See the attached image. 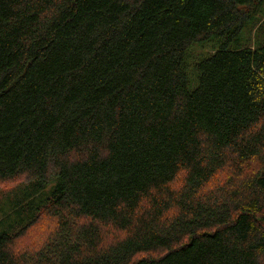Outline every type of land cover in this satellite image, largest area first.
Here are the masks:
<instances>
[{
	"label": "trees",
	"instance_id": "16d2710c",
	"mask_svg": "<svg viewBox=\"0 0 264 264\" xmlns=\"http://www.w3.org/2000/svg\"><path fill=\"white\" fill-rule=\"evenodd\" d=\"M258 1L0 0V264H264Z\"/></svg>",
	"mask_w": 264,
	"mask_h": 264
},
{
	"label": "rangeland",
	"instance_id": "374dc122",
	"mask_svg": "<svg viewBox=\"0 0 264 264\" xmlns=\"http://www.w3.org/2000/svg\"><path fill=\"white\" fill-rule=\"evenodd\" d=\"M254 4L259 5V1L255 0ZM264 9V3L260 5V8ZM261 13V12H260ZM258 164L250 163L247 166H244L243 173L241 175H236L235 179H244L245 176H248L251 170L255 169ZM239 172V171H238ZM232 173V170H226L224 172H218V174L213 178L212 183L209 185L215 186L216 183H225L226 178H228ZM30 175L27 173H22L16 175L13 178L5 179L0 181V201L6 196V193L12 190L16 185L24 183L30 179ZM181 180H179L180 183ZM239 183V182H238ZM228 184H225V186ZM47 212L41 214L39 219L32 224L24 234H21L18 237L13 239V243L10 245L11 252L17 255L35 254L54 234L57 226V218L53 216H48ZM109 239V238H108ZM111 239V238H110Z\"/></svg>",
	"mask_w": 264,
	"mask_h": 264
}]
</instances>
